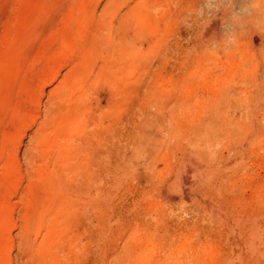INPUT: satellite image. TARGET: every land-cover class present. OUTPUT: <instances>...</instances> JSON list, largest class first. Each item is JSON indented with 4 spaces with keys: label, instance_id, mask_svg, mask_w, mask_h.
I'll use <instances>...</instances> for the list:
<instances>
[{
    "label": "rangeland",
    "instance_id": "1",
    "mask_svg": "<svg viewBox=\"0 0 264 264\" xmlns=\"http://www.w3.org/2000/svg\"><path fill=\"white\" fill-rule=\"evenodd\" d=\"M0 264H264V0H0Z\"/></svg>",
    "mask_w": 264,
    "mask_h": 264
},
{
    "label": "bare ground",
    "instance_id": "2",
    "mask_svg": "<svg viewBox=\"0 0 264 264\" xmlns=\"http://www.w3.org/2000/svg\"><path fill=\"white\" fill-rule=\"evenodd\" d=\"M213 28H215V26L214 25H212L211 26V28H210V30L212 29L213 30ZM208 31V30H207ZM255 39H257V35H255V37H254ZM203 163H201V161H197L196 162V165L198 166V167H201V165H202ZM190 170V168L188 167L187 168V170H185V171H183V173L181 174V177H182V180H187L188 179V171ZM251 238H253V235L251 236ZM255 238V237H254ZM254 240V239H253ZM250 241H251V239H250ZM250 241H249V243H250ZM253 243V242H252ZM252 243H250L251 245H252ZM254 244V243H253ZM47 255V254H46Z\"/></svg>",
    "mask_w": 264,
    "mask_h": 264
}]
</instances>
